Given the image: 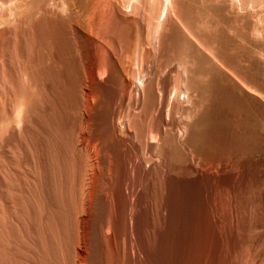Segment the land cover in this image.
<instances>
[{"label": "bare ground", "instance_id": "bare-ground-1", "mask_svg": "<svg viewBox=\"0 0 264 264\" xmlns=\"http://www.w3.org/2000/svg\"><path fill=\"white\" fill-rule=\"evenodd\" d=\"M6 1L0 264H264V93L224 48L239 2ZM224 85L231 142L211 148Z\"/></svg>", "mask_w": 264, "mask_h": 264}, {"label": "rangeland", "instance_id": "rangeland-1", "mask_svg": "<svg viewBox=\"0 0 264 264\" xmlns=\"http://www.w3.org/2000/svg\"><path fill=\"white\" fill-rule=\"evenodd\" d=\"M247 1V2H246ZM11 2V1H10ZM10 2L9 1H6V2H0V17L2 16V17H4V18H7V14L8 13H6V12H8V10H9V7L8 6H11V4H10ZM239 2V6H238V8H239V10H238V18H237V20L234 22V21H232L231 19H229V21H231L232 23H230V22H228L229 24H224L223 26V35H225L226 37H228V36H234V37H237L236 38V40L235 39H231V41H236V42H231V44H230V39H226L227 40V44H225V46L226 47H224L225 48V50L227 51H229L230 53H228V54H233V55H231V56H233L234 57V55L235 56H237V57H235V58H237L236 60L239 62L240 61V67H248V66H250V63H251V61L253 62L252 64H251V67H249V71H250V69H251V73H253V77H252V79L253 80H256L254 83H255V85H257V86H260V87H257L256 86V89L259 91V92H261V93H264L263 92V90H261V87L264 89V63H263V61L264 60H262V62L260 61V58L261 57H263L264 58V55H261V53L262 54H264V0H237V3ZM252 2V3H251ZM12 3V2H11ZM250 6V7H249ZM3 8V9H2ZM5 10V11H4ZM240 11V12H239ZM247 12V13H246ZM250 12V13H249ZM249 13V14H248ZM226 19H225V21H224V23H227L226 22V20H228L227 19V17H225ZM254 18V19H253ZM243 19V20H242ZM239 20H241V21H239ZM244 21V22H243ZM246 21V22H245ZM248 21V22H247ZM233 22H234V24H233ZM239 23V24H238ZM249 23V24H248ZM232 24V25H231ZM226 25V26H225ZM230 25V26H229ZM238 25V26H237ZM242 25V26H241ZM253 27L252 28V30L254 31L255 29H257L255 32H253L252 30H249L250 28L248 27ZM251 25V26H250ZM253 25V26H252ZM255 25V26H254ZM232 26V27H231ZM247 26V27H246ZM257 26V27H256ZM228 27H230V28H228ZM243 27V28H242ZM254 27H255V29H254ZM234 28V29H233ZM249 28V29H248ZM244 29V30H243ZM248 29V30H247ZM238 30L239 31H241V32H239V34H238ZM229 31V32H228ZM233 31H235V32H233ZM250 31V33H248ZM253 33H252V32ZM258 31V32H257ZM242 32H244V33H242ZM247 33H248V35H247ZM254 33H256V35H254ZM10 33H8V36L7 35H5L3 38H0V73L2 72L3 74H5V76H6V78L7 79H9V81H11V79H12V83H14V77L12 78L11 76H13V69H14V66H15V60H14V58L15 57H12V56H15V51L12 49L13 48V39H12V34H10ZM229 34V35H228ZM236 36H235V35ZM243 34V35H242ZM244 34L246 35V36H244ZM252 34H253V37H252ZM239 35H240V37H239ZM224 36V37H225ZM244 36V37H243ZM248 36H250V38L254 41H252L251 39H249V37ZM8 37H10V38H8ZM239 37V38H238ZM247 37V38H246ZM5 38V40H2V39H4ZM6 38H7V40H6ZM243 40H242V39ZM237 39L239 40V41H237ZM241 39V40H240ZM244 39H246V41L244 40ZM260 39V40H259ZM11 40V41H10ZM247 41H249L248 43H247ZM256 41V42H255ZM251 42V44H249ZM234 43V44H233ZM248 44H249V46H248ZM263 44V45H262ZM228 45V46H227ZM9 46V47H8ZM234 46V47H233ZM12 47V48H11ZM244 47V48H243ZM229 48V49H228ZM233 49V50H232ZM235 51H237V52H235ZM246 51V52H245ZM247 51H248V53H247ZM12 52V53H11ZM245 52V53H244ZM10 55H11V58H10ZM259 55H261V57L259 58ZM247 57H248V59H247ZM254 57V58H253ZM253 58V59H252ZM259 59V61L257 60V59ZM126 59V60H125ZM243 60V62L246 64H244L241 60ZM245 59V60H244ZM251 59V60H250ZM5 60V61H4ZM123 60H124V66H126V69L129 67V70H131V69H133V68H135V64H134V62L132 63L131 61H132V58L130 57V55L129 54H127L125 57H123ZM3 61H4V63H3ZM246 61V62H245ZM248 61H250V62H248ZM7 63V64H6ZM12 63V64H11ZM14 63V64H13ZM129 63V64H128ZM247 63L249 64V65H247ZM255 63V64H254ZM263 63V64H262ZM3 64V65H2ZM9 64V65H8ZM10 64H11V66H10ZM5 65V66H4ZM128 65V66H127ZM131 65V66H130ZM242 65V66H241ZM8 67V68H7ZM10 67H13V68H10ZM1 68H2V70H1ZM255 68V69H254ZM8 69V70H7ZM253 70H255V72L256 73H254V71ZM6 72H8V73H6ZM12 72V73H11ZM262 72V73H261ZM9 74V75H8ZM12 74V75H11ZM262 74V75H261ZM260 75V76H259ZM254 77H255V79H254ZM262 78V79H261ZM261 79V80H260ZM260 84V85H259ZM224 87L226 88L227 87V85H224ZM225 88H223L225 91L224 92H222V94H225V95H221L222 97L218 100V103L219 104H216V107H219L218 109H217V113H216V109L214 110V112H213V114H217V115H214V116H218V117H216L217 119H214L213 117L211 118V119H209L210 120V123H209V121H207V123L205 124V127L207 128H205V131H204V128H203V131H202V133L204 132V134H201V135H204V137H202V141H203V143L204 144H207V146H209L210 147V145H212L211 146V148L212 147H217V145L218 146H220L221 144H223L224 145V142H225V144L227 143H229L228 141H230L229 140V131L228 130H230L229 128H230V125L227 123V121H224V119H220V118H223V117H220V115L222 116L223 114L221 113V111L223 112V111H230V112H232V111H234V106H232L233 104L232 103H234V102H236V99H233L232 98V96H230L231 94H229L230 93V91H227V90H229V88L227 87V89H225ZM227 92H229L228 94H227ZM229 95V96H228ZM223 98V100H221ZM239 100V99H238ZM240 100H241V98H240ZM224 101V102H223ZM227 101H229V102H227ZM231 101V102H230ZM232 101H234V102H232ZM215 103H217V102H215ZM229 103V104H228ZM231 103V104H230ZM242 103H243V101H242ZM214 104V103H213ZM221 104V106H219ZM257 104V102H254L253 103V105L251 106V108L253 107V109L251 110L252 112L253 111H257V113H256V115H255V112H253V114L255 115V121H256V125H255V131L259 134V135H262L261 133H259V131H261V130H263L264 131V118L261 116L262 115V112H264L263 110H261L260 108H257V107H259L260 105L258 104V105H256ZM215 105V104H214ZM218 105V106H217ZM225 106V107H224ZM222 107V108H221ZM227 107V108H226ZM221 108V109H220ZM223 108H225V109H223ZM244 108H245V105H244ZM223 109V110H222ZM260 111H258V110ZM221 110V111H220ZM232 110V111H231ZM220 111V112H219ZM261 113V114H259V113ZM258 114V115H257ZM264 114V113H263ZM254 115H253V117H254ZM260 115V116H259ZM258 116V117H257ZM220 117V118H219ZM261 118H263V119H261ZM122 119V118H121ZM258 121V122H257ZM259 121H262V123L260 124L259 123ZM259 123V124H258ZM207 124H208V126H207ZM210 124H212V125H210ZM228 124V125H227ZM257 124H258V126H257ZM216 127H215V126ZM221 125H222V127L223 128H221ZM224 125V126H223ZM259 125L262 127V125H263V127L261 128V127H259ZM226 127V128H225ZM257 128V129H256ZM258 128H260V129H258ZM209 129V130H208ZM228 129V130H227ZM221 131V132H220ZM226 131V132H225ZM223 132V133H222ZM225 132V133H224ZM209 133V134H208ZM228 134V135H225V134ZM225 135V136H224ZM208 136V137H207ZM214 136V137H213ZM262 136H264V134L262 135ZM262 136H258V139H259V141H261L263 144H264V138L263 139H260L259 137H262ZM213 137V138H212ZM230 138H231V136H230ZM205 141H204V140ZM216 139V140H215ZM212 140V141H211ZM228 140V141H227ZM214 141V142H213ZM219 141V142H218ZM222 141V142H221ZM231 142V141H230ZM215 143V144H214ZM210 144V145H209ZM230 145V144H229ZM254 192V191H253ZM228 193H226L225 191L222 193V195L221 196H223V197H221V199H222V201L221 202H223L222 204H221V206H225L226 204H225V202H227V205H231V204H233L234 203V201H235V199H234V201H232V199H230L231 197H229L230 195H227ZM228 196V197H227ZM226 199H228V201H226ZM230 200V201H229ZM230 202H231V204H230ZM223 204H225V205H223ZM228 207V212H229V209H230V207L229 206H227ZM227 207L225 206V207H223V209H224V212L222 211V214H223V221H224V223H225V225H228L229 224V219H227L228 217L226 216V217H224L225 215H227V211H226V209H227ZM228 221H227V220ZM227 221V222H226ZM228 223V224H227ZM243 250L244 249H242V251L239 253H236V256H237V258L239 259V257H241L240 259H244L245 260V258L247 259V260H245L246 261V263L247 264H253V263H251V261L253 262V259H251L252 257H251V254L249 253V250L248 251H245L244 250V253H243ZM247 253V254H246ZM7 254V253H6ZM238 254V255H237ZM248 261V262H247Z\"/></svg>", "mask_w": 264, "mask_h": 264}]
</instances>
